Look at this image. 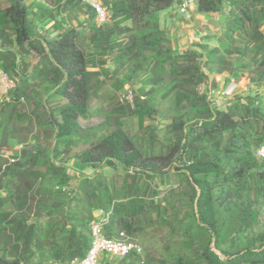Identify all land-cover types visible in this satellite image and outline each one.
Returning <instances> with one entry per match:
<instances>
[{
  "label": "trees",
  "instance_id": "1",
  "mask_svg": "<svg viewBox=\"0 0 264 264\" xmlns=\"http://www.w3.org/2000/svg\"><path fill=\"white\" fill-rule=\"evenodd\" d=\"M26 1L0 7V70L16 79L9 99L0 102V264L84 258L97 211H111L104 228L109 238L123 232L135 243L156 224L169 229L165 258L139 262L131 253L120 264H264V160L256 156L264 146V104L219 110L211 106L209 83L199 91L212 75L233 72L230 58L238 71L264 83V0H197L200 13L225 14L224 29L215 47L179 54L157 14L183 0H100L109 15L104 24L81 0H42L51 8L38 20L60 9L75 22L54 37L39 32ZM31 54L38 61L29 67ZM109 61V77L116 79L110 104L101 95L92 114L102 122L83 130L80 119L91 115L90 100ZM122 71L127 75L117 78ZM145 71L131 105L116 99L115 92ZM164 103L172 116L166 144L156 151V135L144 123ZM128 115L137 118L139 137L125 131ZM77 140L86 148L76 160L94 175L71 187L67 168L55 160ZM11 141L21 145L12 162L6 158ZM103 166L125 171L119 185L96 172ZM171 176L179 178L180 191L168 183ZM156 177L167 186L163 194L144 179Z\"/></svg>",
  "mask_w": 264,
  "mask_h": 264
},
{
  "label": "rangeland",
  "instance_id": "2",
  "mask_svg": "<svg viewBox=\"0 0 264 264\" xmlns=\"http://www.w3.org/2000/svg\"><path fill=\"white\" fill-rule=\"evenodd\" d=\"M197 2V0H194ZM3 4V2H2ZM229 11V6L227 5V8L225 10V13ZM159 14V13H158ZM157 14V17H158ZM223 17L225 14H222ZM156 18V17H155ZM155 18H153L151 21H155ZM35 20V19H34ZM261 31L264 33V21L261 27ZM195 47H199L202 49V45H199L198 43H195L193 45ZM204 47L210 48V44L205 45ZM231 64H233V72H222L218 74H214L210 77L208 82L206 84H203L199 87L200 92H205L206 85L212 82V80H215V86L212 88L213 94L210 97L211 106L214 109L219 110H226L227 106L230 104L236 103L239 107L243 105V103H254L255 105H263L264 104V83H255L251 79L248 72L238 71L236 69V59L230 58ZM26 63H28V66L31 67L35 64V62L38 61V57L35 54H31L30 56L25 57ZM114 69V64L112 61H109L108 67L106 69L107 75L102 76L101 82L102 85L100 88L96 91V96L91 97L90 100V109H91V115L88 117H84L80 119V125L83 130H86L90 127H94L99 125L103 118L101 116H95L92 114L93 110L96 109L100 104H102V96L104 95V101L103 105L106 104V107H108L107 104H110L109 97L114 93V90L112 89V82H115L116 79L114 76H111V73ZM124 75H127L125 71L120 72L117 75V78L122 79ZM147 73L146 71L141 74V77L135 81H129L124 86L123 90H120L119 92H115V97L119 101L123 103H128V100L125 99L126 91H131V99L132 102L134 101V98L139 95V89L143 85V81L146 80ZM149 87L146 86V89ZM102 95V96H101ZM0 99L4 100V95L0 93ZM130 104V103H129ZM131 105V104H130ZM163 106H167V104H163L161 109L156 114H153L150 119H146L144 126L148 127L150 132L156 135V144L155 149L158 151L161 147V145L166 144V129L169 123L171 122V116L170 114H165L163 112ZM125 125L124 129L125 131L133 137H139L142 132L139 131L138 128V120L136 117L128 115L124 119ZM106 131L99 132V135L105 134ZM146 134L148 132H145ZM148 136L146 135V138ZM75 147L71 148L70 153L67 155H64L60 157L59 159H56L55 162L59 165H63L67 168L68 173L70 175V186L74 187L75 184L84 176H90L92 177L94 175V171L90 168H87L85 165L80 164L76 160V155L80 153L82 150H84L86 147L84 144L79 143ZM16 146H13L14 148L6 152V158L7 160L12 159L13 155H17V151H19V147L16 142H14ZM32 143V142H31ZM44 143H47V141ZM51 141L48 142L50 144ZM93 171V172H91ZM100 172L108 182L115 181L117 185H119V182L122 180V178L125 175V171L121 169V167H116L114 169L108 168L106 166L101 167L100 169H97L96 172ZM130 172V171H129ZM131 174V173H129ZM147 181V184L151 186L152 188L158 187L160 190V193L163 194L166 187L163 184H161V179L159 177H156L154 179L144 178ZM175 179L174 176H171L168 178V183L171 184V186H178V182ZM180 191V187L176 188ZM181 193V192H180ZM180 195V194H178ZM178 195H176L178 197ZM261 225L260 227H264V210L261 211ZM158 224L152 226L151 229H148L146 231H143L141 234H138L133 240L135 243L141 247L142 253L139 256V262L145 261L147 258L151 259H162L165 258V255L167 253H170L169 250H166V236L169 233V229L167 227H162L161 229L157 228ZM259 230V229H258ZM172 251H174V247L171 248ZM219 254L218 251H215ZM222 257V256H221ZM106 264H120L118 262V259H107Z\"/></svg>",
  "mask_w": 264,
  "mask_h": 264
},
{
  "label": "crops",
  "instance_id": "3",
  "mask_svg": "<svg viewBox=\"0 0 264 264\" xmlns=\"http://www.w3.org/2000/svg\"><path fill=\"white\" fill-rule=\"evenodd\" d=\"M7 3V0H0V7H7ZM25 4L28 5L30 11L34 13L35 23L39 32L48 37L63 35L70 31L73 25H75V22H71L67 17L68 12L61 11L60 9H54L52 18L50 19V17H47L42 19L41 22V20H38L40 11L50 9L51 6H48L42 0H28ZM190 11L192 16L189 20L179 12V5H174L158 14L157 21L159 26L166 31L167 38L170 40L175 54L195 47L193 46L195 43L202 46L208 45L209 43L210 48L215 47L217 45V38L224 29L225 20L221 13H200L197 9L196 1L190 5ZM78 20L84 21L85 16L80 14ZM101 79L102 77L100 80ZM4 100H6V98H4ZM1 101L3 100L0 99V102ZM14 142L15 141L10 142V149L16 146ZM18 147L21 148V145H18ZM18 152L19 151H17V153ZM102 261L105 264L109 262L107 259H102Z\"/></svg>",
  "mask_w": 264,
  "mask_h": 264
},
{
  "label": "built area",
  "instance_id": "4",
  "mask_svg": "<svg viewBox=\"0 0 264 264\" xmlns=\"http://www.w3.org/2000/svg\"><path fill=\"white\" fill-rule=\"evenodd\" d=\"M83 4L87 5L94 11L96 21L99 24H104L108 21L109 15L106 9L101 4L100 0H81ZM194 0H183L179 5V12L186 18L191 19L192 13L190 5ZM16 79L9 76L4 71L0 70V93L4 95L6 100L9 99V93L15 88ZM209 97L213 94V90L209 84ZM125 99L128 103H132L131 91H126ZM256 156L264 160V146H260L256 151ZM13 160H10L12 162ZM111 211L103 212L97 211L93 214V220L90 223L91 246L82 259H73L68 263L53 262L51 264H105L102 259H123L131 253L141 255L142 249L133 242L125 240L126 236L123 232L119 233L117 237H106L104 235V228L109 223Z\"/></svg>",
  "mask_w": 264,
  "mask_h": 264
},
{
  "label": "water",
  "instance_id": "5",
  "mask_svg": "<svg viewBox=\"0 0 264 264\" xmlns=\"http://www.w3.org/2000/svg\"><path fill=\"white\" fill-rule=\"evenodd\" d=\"M211 249H212L213 251H215V248H214V246H213V245L211 246Z\"/></svg>",
  "mask_w": 264,
  "mask_h": 264
}]
</instances>
